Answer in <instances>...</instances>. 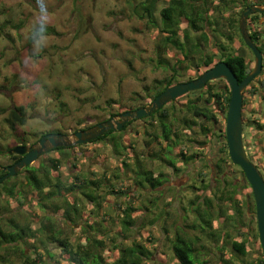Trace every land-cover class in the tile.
<instances>
[{
    "label": "trees",
    "instance_id": "1",
    "mask_svg": "<svg viewBox=\"0 0 264 264\" xmlns=\"http://www.w3.org/2000/svg\"><path fill=\"white\" fill-rule=\"evenodd\" d=\"M159 1L127 0V3L135 16L144 20L148 27L158 30L156 57L153 61L167 74L162 79H156L151 86L145 85L144 95L136 91L132 98L134 102L129 107L119 105L115 108L113 105L117 102L114 104L109 99L110 117L144 106L167 87L193 79L188 74L191 75L190 71L195 68H198L200 76L202 68L206 70L224 60L239 81L252 70L253 60L248 59L243 49L234 46L236 36L233 32L219 30L221 21H212L210 18L208 2L169 0L159 10ZM158 10L160 17L157 16ZM182 17L188 21L186 28L181 26ZM249 19L255 21L258 16L253 14ZM213 24L215 26L211 34L207 28ZM229 27L238 30L240 41L254 53L242 36L239 18L233 19ZM181 31L184 39L179 36ZM191 32L197 35L193 37ZM261 35L259 30L251 33L254 42L264 53ZM258 77L247 86L245 93L257 94L258 86L254 81ZM223 81L226 82L223 78L209 81L203 88L189 91L186 95L193 94V97L184 105L177 106L179 97L175 98L152 114L129 121L122 129L110 130L93 139L90 143H104L111 147L112 157H121V164L112 169L106 166L99 172L82 168L71 178L65 179L60 171L61 160L53 158L51 161L43 160L30 165L21 181H13L19 175L3 181L0 187L4 188V192L0 191V201L6 194L24 207L29 193L38 194V198H35L37 205L45 214L39 218L40 226L34 229L29 223L13 217L3 218L0 203V264H16L17 261L22 264H47L48 260L44 257L54 258L56 255L45 246L46 242L58 245L61 249L59 257L66 261L65 264H147L155 260V251L160 247L163 251L165 245L169 249L166 255L172 261L167 260L162 264H211V260L206 257L216 251L219 253L218 264H264L254 194L252 192L253 207L247 200L238 198L240 189L247 186L252 189V186L241 166L230 158L226 126H219L222 116L226 120L231 99L230 84ZM261 86L263 98L264 82ZM246 103L244 99V105ZM178 116H181V123L186 128H179ZM26 117L25 106L17 105L10 111L7 121L11 129H15L17 124H25ZM243 117L247 119L245 115ZM103 120H96L95 123ZM138 120H144V123L136 124ZM253 122L256 127L250 132H253L254 145L257 146L258 139L264 138V123L257 119ZM95 123L81 128H88ZM135 124L136 128H143L147 137L145 154H139L131 141H125L124 135ZM195 127L201 136L221 139L223 144L218 148L215 167L208 166L209 154L204 155L202 149H192L201 148L193 136ZM154 145L156 149H153ZM74 148L76 146L55 150L64 153ZM250 158L256 160L254 154H250ZM147 161L160 162L161 169L150 168ZM198 161L210 167L218 184H208L205 179L206 170L202 168L198 175L201 177V185L196 184L192 189L195 196L190 200H186L184 194L181 196L188 205L180 200V203H184L180 209L173 206L172 199L164 200L165 186L169 182V174L164 167H169L177 174L183 169L179 163L189 165ZM229 163L240 169L241 177L239 179L235 176L234 181H228V185H225L227 178H222V174L227 173ZM208 191L212 194H208ZM175 192L178 193V190ZM177 193H174L175 196ZM63 223L70 231H66ZM150 226L158 227L164 236L162 242L161 236L156 237ZM145 228L148 229L146 241L143 234L140 235ZM76 231L84 235L74 238L72 235ZM250 241L259 244V248L252 253L247 247ZM22 243L26 246L23 247ZM154 243L155 246L151 248L149 244ZM27 246L34 249L35 258L27 251ZM227 251L229 256H225Z\"/></svg>",
    "mask_w": 264,
    "mask_h": 264
},
{
    "label": "rangeland",
    "instance_id": "2",
    "mask_svg": "<svg viewBox=\"0 0 264 264\" xmlns=\"http://www.w3.org/2000/svg\"><path fill=\"white\" fill-rule=\"evenodd\" d=\"M194 1L197 2V0ZM204 1L208 2V14L212 21H221L219 30L233 32L236 36L234 46L247 53L248 59L253 60L251 62L253 68L254 53H251L240 41L238 30L229 26L233 19L240 18L245 6L264 4V0H198L197 3ZM168 3L169 0H160L158 9L160 10ZM45 4L46 7L41 12L37 0H0V162L2 164L9 162L7 157L9 149L34 143L46 133L59 130V132L71 134L81 127L95 123L96 120H106L110 117L109 99L114 104L117 102L116 105L112 104L115 108L119 105L129 107L134 102L132 98L136 91L144 95L145 85L151 86L156 79H162L167 74L153 61L156 57L158 30L148 27L144 20L135 16L127 0H45ZM159 10L158 17L161 16ZM259 14L255 21L249 20L248 28L253 32L254 28L259 26L261 17ZM45 17L47 18L46 43L37 47L31 39V31L33 26L38 25ZM181 22L182 28H186L187 19L182 17ZM252 22L255 24L253 25ZM214 26L213 24L207 28L211 34ZM190 34L193 37L197 35L193 32ZM179 36L184 39L183 31ZM261 44L263 45L262 42ZM204 48L210 49L207 46ZM217 56L220 57V55ZM204 71L205 69L202 68L201 73ZM190 72L192 74H188L189 77L193 79L199 77L198 68ZM188 76L185 78L188 79ZM259 76L263 77L264 73ZM254 83L256 84L257 81ZM192 97L193 94H185L179 97L176 105H184ZM261 98L262 95L253 97L248 92L247 103L243 106V116L247 118L244 125L246 147L249 154H254L255 161L261 166L263 171L260 168L259 170L264 177V167L262 168L264 138H259L255 146L253 132H250L255 130L256 123L253 120L259 116L257 111L251 112V110L260 108ZM151 101L148 100L147 104ZM17 105L25 106L26 122L24 125L17 124L15 129H11L7 119L10 111ZM188 118L191 119L190 115ZM181 122V116H178L179 128H186ZM139 123L143 124L144 120H138L136 124ZM136 124L129 127V131L124 135L125 141H131L139 154H145L147 137L143 128L141 126L136 128ZM219 126L222 128L226 126L224 116L220 118ZM195 129V134H198V128L195 127ZM195 134L193 136L201 148L192 149H202L204 155L209 154L208 166L215 167L218 148L223 144L221 139ZM156 148L157 146L154 145L153 149ZM53 158L61 160L60 171L65 179L71 178L82 168L96 169L99 172L106 166L112 169L120 165L122 160L121 157H112L111 147L105 146L104 143H90L83 147L76 146L64 153L52 150L39 157L36 162L51 161ZM179 164L183 169L177 174H174L169 167H164L165 172L169 174L164 200L172 199L173 206L176 205L178 208L184 203L188 205L183 201L182 194L187 196L186 200L195 196L196 193L192 189L196 184L201 185L199 181L201 177L198 175L202 168L207 173L206 182L218 184L211 174L210 167H205V162ZM147 165L154 170L158 167L161 169V163L158 161H147ZM226 170L227 173L222 174V178H227V181H224L225 185H228V181H234L235 176L240 179V169L235 165L229 163ZM24 175L17 176L13 181L23 180ZM177 190L178 193L175 192ZM0 191H4V188L0 187ZM252 192L250 187H244L238 191V198L247 200L253 207ZM174 193H177V196ZM207 193L212 194L209 191ZM37 196L38 194L29 193L27 205L21 207L17 201H13L4 194L0 201L1 215L6 219L13 217L29 223L34 229L38 228L39 218H42L45 212L38 207L37 199H35L38 198ZM180 200L184 203H180ZM63 225L67 232L70 231L66 224L63 223ZM150 228H153L156 237L161 236L162 242L164 236L160 234L158 227L150 226ZM147 230L145 228L140 234H143L144 240ZM80 235L84 234L76 231L72 236L78 238ZM237 239L241 240L240 237ZM21 245L26 246L25 243ZM247 245L251 253L259 248L258 242L253 244L250 241ZM45 246L56 255L54 258L44 257L48 260L47 264H65L66 261L59 257L61 249L56 243L46 242ZM149 246L153 248L155 243ZM27 251L34 258L36 257L32 247H28ZM167 252L169 253L168 245L164 246L163 251L160 247L155 251V260L147 264H162L167 260L171 262L172 260L166 255ZM216 252L206 257L211 260V264H218L219 253ZM225 256H229L228 251L225 252ZM16 264L22 263L17 261Z\"/></svg>",
    "mask_w": 264,
    "mask_h": 264
},
{
    "label": "water",
    "instance_id": "3",
    "mask_svg": "<svg viewBox=\"0 0 264 264\" xmlns=\"http://www.w3.org/2000/svg\"><path fill=\"white\" fill-rule=\"evenodd\" d=\"M260 12L264 13V4L249 5L242 11L239 26L242 36L255 55V65L249 74L239 81L236 73L231 66L224 60L217 62L211 68L206 69L199 77L181 81L167 87L150 103L135 109L126 110L121 114L115 115L98 124L74 131L71 134L64 132L46 133L34 145H18L9 153L23 154L24 156L16 163L3 166L0 169L6 173L0 177V183L24 169L26 166L34 163L40 156L59 147H75L80 144H86L100 135L110 130H120L123 126L134 119L152 114L156 109L161 108L168 102L178 98L185 93L200 89L206 86L211 80L223 78L228 81L231 87V99L228 107L226 121V137L228 150L231 160L240 165L246 174V178L252 186L257 215V225L260 243L264 254V177L255 163L248 156L244 144V92L247 86L262 73L263 70V52L254 42L248 30V17L250 14Z\"/></svg>",
    "mask_w": 264,
    "mask_h": 264
},
{
    "label": "clouds",
    "instance_id": "4",
    "mask_svg": "<svg viewBox=\"0 0 264 264\" xmlns=\"http://www.w3.org/2000/svg\"><path fill=\"white\" fill-rule=\"evenodd\" d=\"M37 5L38 7L40 8L41 12L44 11L45 7H46V4H45V0H37ZM247 7V6H246ZM244 10V9H243ZM242 10V11H243ZM242 14V12H241ZM241 14H240V17H241ZM253 14V13H252ZM250 14V16L252 15ZM250 16L248 17V25H249V18ZM46 17L44 19H42L38 25H34L33 26V29L31 31V39L33 40L34 44L37 46V47H40L42 46L44 43H46L45 41V32H46ZM239 21H240V18H239ZM261 22H259V26H260ZM240 27V26H239ZM250 34L253 32L251 31L249 28H248ZM254 31H257V27L254 28ZM264 55V53H263ZM255 61V60H254ZM255 65V64H254ZM264 66V64H263ZM254 68V67H253ZM252 68V69H253ZM263 71V70H262ZM262 74V73H261ZM259 76V75H258ZM227 81V80H226ZM181 82V81H180ZM228 82V81H227ZM246 90V89H245ZM188 93V92H187ZM186 94V93H185ZM181 97V96H180ZM244 99H245V92H244ZM244 106V105H243ZM244 118V117H243Z\"/></svg>",
    "mask_w": 264,
    "mask_h": 264
},
{
    "label": "flooded vegetation",
    "instance_id": "5",
    "mask_svg": "<svg viewBox=\"0 0 264 264\" xmlns=\"http://www.w3.org/2000/svg\"><path fill=\"white\" fill-rule=\"evenodd\" d=\"M249 5H252V4H249ZM245 7H246V6H245ZM245 7H244V8H245ZM259 13H260V12H255V13H253V14H259ZM253 14H252V15H253ZM259 15L261 16L260 18H264V13H260ZM259 20H260V19H259ZM262 72H263V71H262ZM256 81H257L256 84H257L258 88H261V89H262L263 87L261 86V83L264 82V76H263V77H262V76H259V77L257 78ZM245 122H246V120L244 119V125H245ZM55 132H59V131H55ZM44 135H45V134H44ZM40 139H41V138H40ZM37 141H38V140H37ZM37 141H36V142H37ZM36 142H34V143H29V144H27V145L32 146V145H34ZM10 150H12V149H9L8 152H9ZM52 150H55V149H52ZM52 150H51V151H52ZM16 155L18 156L17 158L15 157ZM23 156H24L23 154H22V155H21V154H12V155L10 154V155L8 156L9 162L6 163V164H2V163L0 162V164L3 165V166H8V165L14 164V163H16L18 160H20ZM14 157H15V158H14ZM28 168H29V166H26L24 169H22V171L18 172L17 174H15V175H13V176H10V177H14V176H17V175H24V174H25L24 176H26V174H27V172H28V171H27ZM0 171H1L2 176H3V175L5 174V171H3V170H1V169H0ZM10 177H8V178H10ZM8 178H6V179H8ZM6 179H4L3 181H5ZM3 181H2V182H3ZM2 182H1V183H2ZM1 183H0V184H1ZM3 192H4V191H3Z\"/></svg>",
    "mask_w": 264,
    "mask_h": 264
},
{
    "label": "crops",
    "instance_id": "6",
    "mask_svg": "<svg viewBox=\"0 0 264 264\" xmlns=\"http://www.w3.org/2000/svg\"><path fill=\"white\" fill-rule=\"evenodd\" d=\"M259 21H260L261 23L264 22V18H260ZM258 30L262 32L261 39L264 40V39H263V35H264V23L260 24V26L257 27V31H258ZM256 85H257V84H256ZM261 92L263 93V88H262V89H261V88H258L257 94H254L253 97H258V96L261 97V95H262ZM247 93H248V92L245 93V99H246V102H247ZM260 93H261V94H260ZM250 94H251V93H250ZM261 100H262V104H261L260 108H258V110H254V109H252L251 112L257 111V112L259 113V116H258L257 120H259L260 122H263V123H264V97H263V99L261 98ZM255 125H256V124H255ZM257 142H258V141H257Z\"/></svg>",
    "mask_w": 264,
    "mask_h": 264
},
{
    "label": "bare ground",
    "instance_id": "7",
    "mask_svg": "<svg viewBox=\"0 0 264 264\" xmlns=\"http://www.w3.org/2000/svg\"><path fill=\"white\" fill-rule=\"evenodd\" d=\"M209 68H211V67H209ZM211 81H213V80H211ZM227 113H228V109H227V112H226V121H227ZM141 118H142V117H141ZM138 119H139V118H138ZM134 120H136V119H134ZM100 122H101V121H100ZM98 123H99V122H98ZM98 123H97V124H98ZM94 125H96V123H95ZM94 125H92V126H94ZM90 127H91V126H90ZM80 129H85V128H80ZM225 129H226V128H225ZM78 130H79V129H78ZM253 130H254V129H253ZM90 142H91V141H90ZM90 142H88V143H90ZM86 144H87V143H86ZM244 144H245V137H244ZM80 145H81V144H80ZM82 145H83V144H82ZM245 147H246V144H245ZM247 148H248V147H246V150H247L248 156H249V158H250V154H249ZM49 152H50V151H49ZM9 155H10V153L8 152V153H7V157H8ZM43 155H44V154H43ZM40 157H41V156H40ZM38 159H39V158H38ZM250 159H251V158H250ZM36 161H37V160H36ZM36 161H35V162H36ZM251 161H252L253 163H255V164L257 165L258 168H260V167H259V164H258L255 160H252V159H251ZM35 162H34V163H35ZM34 163H32V164H34ZM32 164H30V165H32ZM30 165H28V166H30ZM260 169H261V168H260ZM21 171H22V170H21ZM19 172H20V171H19ZM5 173H6V172H5ZM27 173H28V172H27ZM252 190H253V189H252Z\"/></svg>",
    "mask_w": 264,
    "mask_h": 264
}]
</instances>
